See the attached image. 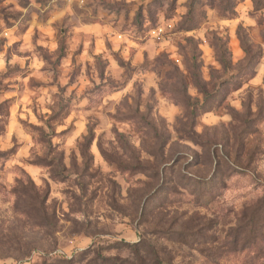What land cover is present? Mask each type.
<instances>
[{"label": "rangeland", "instance_id": "obj_1", "mask_svg": "<svg viewBox=\"0 0 264 264\" xmlns=\"http://www.w3.org/2000/svg\"><path fill=\"white\" fill-rule=\"evenodd\" d=\"M113 259L264 264V0H0V264Z\"/></svg>", "mask_w": 264, "mask_h": 264}, {"label": "trees", "instance_id": "obj_2", "mask_svg": "<svg viewBox=\"0 0 264 264\" xmlns=\"http://www.w3.org/2000/svg\"><path fill=\"white\" fill-rule=\"evenodd\" d=\"M115 261H113L111 264H131L129 260H119V259H113ZM104 262H107L106 260ZM72 264V263H70ZM106 264V263H103Z\"/></svg>", "mask_w": 264, "mask_h": 264}]
</instances>
